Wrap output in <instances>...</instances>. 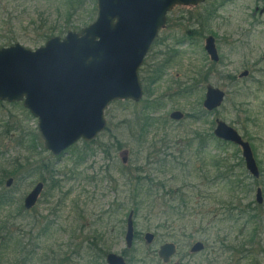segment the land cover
Wrapping results in <instances>:
<instances>
[{
    "label": "rangeland",
    "instance_id": "374dc122",
    "mask_svg": "<svg viewBox=\"0 0 264 264\" xmlns=\"http://www.w3.org/2000/svg\"><path fill=\"white\" fill-rule=\"evenodd\" d=\"M207 1L213 12L208 25L199 24L204 4L177 6L168 14L138 71L142 100L112 102L105 113L108 130L96 143L80 140L55 156L23 103L0 100V170L20 167L0 181V197H13L10 206L0 207V264H108L109 253L127 264H164L158 251L166 243L177 248L168 264H264V204L256 199L259 187L264 194V0ZM97 18V0H0V48L19 43L36 50ZM208 36L216 38L219 62L205 50ZM245 71L248 76L240 77ZM207 85L226 94L211 113L203 107ZM157 97L163 107L154 117L169 123L153 129L149 141L160 142L156 152L169 151L173 141V154L188 156L186 170L160 177L146 162L148 146L136 137L137 122L146 116L142 102ZM175 111L185 115L182 120L171 119ZM217 119L251 144L258 178L239 147L214 136ZM146 174L165 186L137 191L131 183ZM40 182L38 203L25 209V198ZM131 212L135 240L128 248ZM251 214L261 220L251 221ZM147 233L154 234L151 243ZM196 242L205 249L192 253Z\"/></svg>",
    "mask_w": 264,
    "mask_h": 264
},
{
    "label": "water",
    "instance_id": "95a60500",
    "mask_svg": "<svg viewBox=\"0 0 264 264\" xmlns=\"http://www.w3.org/2000/svg\"><path fill=\"white\" fill-rule=\"evenodd\" d=\"M206 0H97V20L64 37H53L43 47L31 50L17 43L0 48V100L23 102L31 115L38 119V129L44 148L61 156L83 139L91 142L107 127L106 109L114 101L143 98L138 71L159 33L166 27L168 14L177 6L196 7ZM205 50L213 62L220 56L216 39L208 36ZM243 72L240 77L248 76ZM224 91L207 85L203 107L207 112L219 109L225 100ZM171 119L180 121L184 114L175 111ZM214 135L219 140L242 149L249 173L258 178L259 167L251 144L225 121L217 120ZM13 178L6 186L13 184ZM44 190L40 182L25 198V209L37 203ZM257 202L263 201L261 189ZM134 213L128 217L125 237L128 248L135 240ZM147 243L153 233L145 236ZM205 249L196 242L192 253ZM177 248L173 243L158 251L163 263H170ZM108 264H127L122 255L109 253Z\"/></svg>",
    "mask_w": 264,
    "mask_h": 264
},
{
    "label": "trees",
    "instance_id": "16d2710c",
    "mask_svg": "<svg viewBox=\"0 0 264 264\" xmlns=\"http://www.w3.org/2000/svg\"><path fill=\"white\" fill-rule=\"evenodd\" d=\"M208 1H206V3H204V5L201 6V13H205L201 14L199 13L198 18H199V24H201L202 26L208 25L211 20H212V14L213 12H211L210 10H208L209 8V3H207ZM41 31V30H40ZM39 31V32H40ZM191 33V32H189ZM43 34V33H42ZM200 34V33H199ZM46 36L45 38L49 39L51 38L52 35H48L47 33L45 35H43V37ZM187 89H185V91H183V93H186ZM152 100V103L148 102V101H143L142 103H145L144 107L142 108L143 111L142 112H146V116L144 118V122H137V133H136V137L138 138L137 140L139 141V145L140 146H148V157H147V163L149 165V167L153 168V173L155 176H159L160 174H163L164 172L167 171H173L175 173V171H180V169L182 168L183 170H186L188 162H187V158L188 156H182V157H177L173 154L174 150L172 149L173 145H175V143L173 141H169L167 147L169 146L170 148L168 149L169 151H163V152H156V149L158 147H162L160 142L154 140V141H149V135L150 132L155 129V128H166V126H168L169 123L168 119H166V122H164V120L162 119V117H154V114L157 113V110L163 107V103H162V98L161 97H157V98H152L150 99ZM203 110V109H202ZM202 110H200V114L198 116H202ZM205 112V110H203ZM153 117H150V116ZM187 117H191V115L187 116ZM194 117V116H193ZM192 118V117H191ZM138 120H142V116L138 118ZM106 130H108V127H106ZM40 139V137H38ZM37 141V140H36ZM96 143V139L91 141ZM37 143V142H36ZM85 143V142H84ZM93 143V144H94ZM174 143L172 146H170L169 144ZM88 144V143H85ZM160 145V146H158ZM165 146V148H167ZM237 147V146H236ZM75 148V147H73ZM171 151V152H170ZM170 152V153H169ZM162 153V154H161ZM164 154L163 158L161 157ZM154 157V158H153ZM186 160V161H185ZM19 165L16 164L13 169H10L8 171H10L9 173H7L5 170H0V181L5 179L8 176H16L18 174V170H19ZM47 169L48 172H50L49 168H43V170ZM7 170V169H6ZM146 173L150 172V170H144ZM159 172V173H158ZM145 177H137L135 178V183H131V185H135V189L138 191L139 187H143L144 185H149V191H152L153 189L157 188L159 186V189L162 188L163 183H159L156 182V180L154 178H150L146 175H144ZM151 176V174H150ZM159 183V184H158ZM238 187L241 188V185H239ZM146 188V187H145ZM180 201L181 204L185 203L186 204V199L183 197H180ZM13 203V197L12 196H3L0 197V207L4 208L7 206H10ZM174 207L176 209H178V206ZM140 205L139 203H137L136 208L134 209L135 211H137L136 209H139ZM133 210V211H134ZM240 210V209H239ZM240 216L242 217L243 213L246 212V208L243 210H240ZM251 221H256L259 219L258 214H251L250 215ZM5 242H7V239L5 237L4 239ZM3 246V245H2ZM106 253H104L105 255Z\"/></svg>",
    "mask_w": 264,
    "mask_h": 264
},
{
    "label": "flooded vegetation",
    "instance_id": "af4514ba",
    "mask_svg": "<svg viewBox=\"0 0 264 264\" xmlns=\"http://www.w3.org/2000/svg\"><path fill=\"white\" fill-rule=\"evenodd\" d=\"M214 37V36H213ZM215 38V37H214ZM216 39V38H215ZM216 45H217V42H216ZM220 61V60H219ZM217 120H219V119H217ZM217 120H216V125H217ZM257 161V160H256ZM258 164V163H257ZM245 166H246V164H245ZM258 189H261L260 187L258 188ZM262 191V190H261ZM262 198H263V201L261 202V203H259V202H257L259 205H263L264 204V194H263V191H262ZM258 216H259V219L261 220V215L260 214H258ZM258 219V220H259Z\"/></svg>",
    "mask_w": 264,
    "mask_h": 264
}]
</instances>
